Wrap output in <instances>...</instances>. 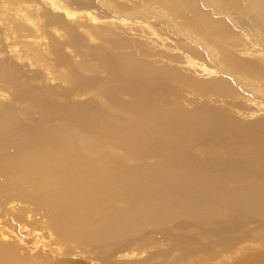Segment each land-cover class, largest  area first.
Listing matches in <instances>:
<instances>
[{
  "label": "rangeland",
  "instance_id": "rangeland-1",
  "mask_svg": "<svg viewBox=\"0 0 264 264\" xmlns=\"http://www.w3.org/2000/svg\"><path fill=\"white\" fill-rule=\"evenodd\" d=\"M74 1L93 2L91 10L99 22L92 23L85 17L72 22L42 3V19L36 21L39 30L18 17L15 23L20 26L19 33L8 23L0 24V138L5 134L6 141L0 149L3 155L49 138L68 142L82 131L90 133L87 126L94 133L108 128L119 133L127 126L147 132L154 121L163 122L162 127L147 137L137 134V138L126 140L131 148L114 152L112 161L119 163L122 171L118 170L114 176L117 180L113 179L115 202L111 208L108 203L101 208L99 198V207L90 198L85 206L81 204L83 212L90 211L91 202V207L103 210L97 219H88L102 225L100 233L85 228L83 244L59 245L48 207L8 197L0 199V227L6 233L9 230V235L0 242L18 255L31 258L28 264H195V258L203 256L201 250L209 249L217 258L208 264H257L256 255L264 254L262 92L253 96L234 84L231 92L209 93L203 86L229 79L212 73L218 69L201 50L195 51L198 56L193 52L195 47L185 51L188 41L166 32L156 22L155 27L162 28L160 39L139 25H109L110 19L97 0ZM226 1L230 11L238 12L247 22L257 20L255 24L264 29V0ZM112 2L128 5L133 11L144 8L140 0ZM198 5L195 0L190 5L192 11L196 8L197 16L207 17V22L216 26L212 30L216 29V34L218 31L217 38L214 33L216 40L231 36L229 41L224 39L225 50L264 66L259 46L240 52L244 44L250 46L248 33L231 25L224 14L215 16L208 7ZM153 6L149 10L157 9ZM93 26L98 27L97 31L109 32L94 40L85 34ZM26 43L37 47H33L34 56L24 47ZM230 43H238L237 48ZM133 60L137 67L132 65ZM67 70L69 78L65 81L61 77ZM188 82L195 84L194 89L186 87ZM255 83L264 87V80ZM97 92L101 97L95 95ZM120 137L116 135L115 140ZM132 142L133 147L137 145L134 149ZM100 185L97 192L105 201V190ZM19 214L24 215L22 221L17 220ZM236 240H243L242 245H235ZM219 244H226L230 250L223 253L217 248Z\"/></svg>",
  "mask_w": 264,
  "mask_h": 264
},
{
  "label": "bare ground",
  "instance_id": "bare-ground-1",
  "mask_svg": "<svg viewBox=\"0 0 264 264\" xmlns=\"http://www.w3.org/2000/svg\"><path fill=\"white\" fill-rule=\"evenodd\" d=\"M73 1L72 0H32L30 3V1H26V0H8V1L7 0L6 1L1 0L0 1V24L8 23V25L13 26L12 29L15 32H17L20 29V26H17L15 23L16 20H18L17 19V17H18V18H20V19L22 18L23 20L28 22L31 25L32 29L33 28L38 29V24L36 23V21L42 19L40 17V12H41L40 6H42V3L44 4L43 6H46V5L49 6L51 11L56 12V13H61L62 16L64 18H66V20H70V21L74 22V21L79 20V19L81 20L82 18L85 17V20L87 19L88 21H90L92 23L97 24L99 22V19L97 18L96 15H94V13L91 10L93 8V7H91L93 2L91 4L90 2L86 3L83 1H74V2ZM140 1H142V5H144L143 6L144 8L142 7L143 9L133 11L132 9H134V8L131 9L128 7V5H123L122 3L121 4H119V3L114 4L112 2V0H97L98 4L104 8L105 14L107 13L105 15L106 18L110 19L109 25L119 23L120 25L129 27V28H131L132 25H137V26L139 25V27L143 28V30L148 32V33L147 32H145V33L149 34L152 37H156L158 39H160V37H161L160 31H162L161 27H163V28H165L166 32H169L170 34L175 35L178 38H182L180 40H186L190 43L189 45H187V47L185 46L186 47L185 51H193V48L195 47L196 49L193 51L195 53V56H198L199 52L198 53L195 52L198 49L201 50L202 52H204L207 55L208 59L213 61L214 65L218 69V70H213L212 73L218 72L219 74L223 75L225 78L229 79V80H227L229 82H224V81H226V79L225 80L223 79L224 81H221V82H224V86L222 85L223 87L222 86L220 87L221 82L208 83V85L203 86V89L208 90L209 93H212V90L217 91L221 94L228 93V92H231L232 86L234 84H236V85L240 86L241 91H244V93L249 92V94L255 96L256 93L260 91L262 93H260L259 96L264 97V87L257 85L255 83V82L258 83L261 80H264V66H262L263 64L260 65L256 61L242 60V59L238 58L236 55L232 56V54L230 53L229 50H225L226 48L224 49L222 46L225 44L224 39L225 40L228 39V41H229L230 40L229 37H231V36L228 35V38H227V35H224V37L221 40L220 39L216 40L215 37L216 36L219 37L218 31H217V34L215 33L216 29H215V31L212 32L213 28H215L216 26L213 27L212 24L208 23L206 20L207 17L206 18L201 17L202 15L197 16L196 14H199V11L196 8L192 11V8L190 5L193 4V2L195 0H140ZM196 1L202 7H205V8L208 7L210 9L209 11H212L214 14H216L215 16H217V14H221V13L224 14L225 17L230 18L228 20L230 21L231 25L235 26V28H237L239 30L241 29V31H243V33H245V34L248 33L247 38H248V40H250L249 41L250 46H246V44H244V48L242 50H240L241 53H247L248 49H250L249 47H253V46L257 45V46H259L258 52L260 50H262V52L260 53L261 55L258 53H257V55L264 56V29H262L261 25H260L261 26L260 27V26L255 24L256 22H258L257 20H256V22H254L253 18H251L254 23L245 21L244 18L243 19L241 18V16L239 15L238 12H232V10L230 11V8L228 7V3L226 0H196ZM153 5L154 6L156 5L157 9L153 8V11L149 10V8ZM31 7H33V9H31L33 13H31V11H30ZM238 8H237V10H238ZM203 12H204V10H203ZM203 12H201V13H203ZM10 13L12 15L11 18H10ZM241 13H243V12H241ZM248 13H249V11H248ZM232 15H234L235 17H232ZM243 15H244V13H243ZM256 16L258 17V15H255V17ZM248 19H249V17H248ZM151 20L153 21V23L150 22ZM17 22L19 23V21H17ZM155 22L159 23L162 26L159 27L157 25V27H155V25H156V24H154ZM211 22L216 23L212 20H211ZM218 23H220V22H218ZM23 24H24V22H23ZM14 25H16V26L14 27ZM28 27H30V26L28 25ZM225 27H227V29H225V30H228V26H225ZM97 28L98 27H96V26L90 27L88 30L85 31V34L88 35V37L95 40V38H97V36L99 37V34H101L103 32H105V33L109 32L106 29H105V31H101V30L97 31ZM4 29H6V28H4ZM30 30H31V28H30ZM32 31H30V32H32ZM55 31H57V30H55ZM15 32H13V33H15ZM19 32L20 31H18V33ZM222 32H221V34H222ZM214 33L216 34L215 37H214ZM228 33H229V31H228ZM255 35H257V36H255ZM33 36H35V35H33ZM16 41H17V39H16ZM228 41H227V43H229ZM11 42L12 41H10L8 43L10 44ZM14 42H15V40H14ZM237 44L236 43H232V44L230 43L228 45L232 46L236 49ZM24 47L28 50V52H30V54L32 56H34L36 49L33 47H36V46L32 47L26 43V45H24ZM12 51H15V50H12ZM255 58H256V56H255ZM192 60L193 59L190 58V56H189L188 62L190 64L192 63ZM262 60L264 61V58H262ZM38 63H39V61H38ZM133 63H134V65L136 64L135 60H133L132 65H133ZM64 72H65V70L63 71V73ZM66 72H68V70ZM59 75H62V73ZM64 75H62V77L61 76L60 77L63 78V80L66 79L65 81H67V78H69V72L66 74L67 76L66 75L64 76ZM234 76H237L238 78L234 77ZM190 81H192V80H190ZM217 83L219 84V86ZM186 85H187L186 87H189V89L192 90V89H194L195 84L193 82L192 83L188 82V84H186ZM95 95L101 97V95L98 94V92L95 93ZM150 97H151V95H150ZM152 97H154V96H152ZM150 101H151V99H150ZM159 105H161V104L159 103ZM152 106H153V104H152ZM152 106H150V107H152ZM157 109H158V107H157ZM155 110L153 109V111H155ZM162 110H163V108H162ZM162 110H161V112H162ZM158 112H160V111H158ZM134 113L136 115V112H134ZM158 115H159V113H158ZM149 116H152V115L150 114ZM153 116H154V114H153ZM156 117H157V115H156ZM159 117L161 118V116H159ZM129 119H130V117H129ZM157 119H159V118H157ZM133 120H135V119H133ZM99 121L101 122V120H99ZM103 122H102V124H103ZM162 123L163 122L157 123L154 121L152 126H150V130H148L147 132H143L142 130H140L142 132H138L136 129H134L130 126L129 127L127 126L124 129L125 131H119V133L116 131H112L113 130L112 128H108L107 130H104V127H103V130L105 132L102 133L101 132L102 129L101 130L99 129L98 131H96L94 133V129L90 130V128H88L90 126H87V128L86 127L85 128L89 129L88 131L90 133H88V132L83 133V131H82L81 134H79L77 137L75 136L74 139H72V137H71L70 141H68V142H64V143L62 142L61 143V140H62L61 137H60V139H61L60 141H57L59 139L58 137H57L58 139L56 137H54V139H56V140H52L49 138V140H45V141H41V142L37 141L38 143H32L34 141H31V142H29L30 144L32 143V146L30 145L31 147H27L23 150L14 149L13 153L8 152L6 155H3L4 153L0 150V199L1 198L7 199L8 197H10L11 199H14V198L18 197V198H22L23 200H26V201L32 203V205L34 204L36 206L48 207L49 208V219H50V222L52 224L51 228L58 237L57 243L59 245H63V246L73 245V244L76 246L79 244H83L81 239L84 238L82 236H85L84 230L87 229V230H89L88 232H92V231L97 232V233L101 232L100 227H102V225H97L96 222L88 221V219L92 218V217L97 219L102 214V212H103V210L101 209V208H103V207H101L102 204H103V206H106L107 205L106 203H108V207L110 205L109 208H111V205H113L115 202V194H113L114 193V183H113L114 181H113V179H115L114 178L115 174L119 172L118 170L122 171V168H121V166L118 165L119 163L116 164L115 162L112 161L113 157L115 156V155H113L114 152L118 151L120 149L124 150V149L131 148V146L130 147L128 146L130 144L126 140L137 138V134H145L146 137H147L146 134H150V133L154 134L156 131H159L160 127H162V125H161ZM94 124H96V123L94 122ZM132 125H134V123ZM97 126H99V125L97 124ZM108 126H110V125H108ZM108 126H106V128ZM121 127H123V126L121 125ZM135 128H136V126H135ZM92 130H93L94 134L91 133ZM144 130H145V128H144ZM70 133H71V131H70ZM65 134H66V132H65ZM114 134H116L117 136L121 135V137L118 138V140H120V139H122V141L125 140V142L123 141V143H122L123 145L119 144L118 140H115L116 135H114ZM3 135H5V134H2L1 138H0V140H4L3 142L0 143V149H2L4 147V143L6 142L5 139H3L4 138ZM93 136H95V137H93ZM148 137H149V135H148ZM44 138H46V136ZM44 138H42V139H44ZM24 143H26V142H24ZM135 143L136 142L134 141V144ZM132 144H133V142L131 143V145ZM136 146H134V147L136 148ZM134 147L132 145L133 149H134ZM143 147L144 146L139 147V149H143ZM137 151H139V150H137ZM128 152H130V151H128ZM131 154H133V153H131ZM129 155H130V153H129ZM125 156H127V155H125ZM130 156H132V155H130ZM124 172H125V170L123 171V174H124ZM124 176H125V174H124ZM129 177H130V173H129ZM131 177H132V175H131ZM115 180H117V178ZM116 182H118V181H116ZM99 183L102 184V185H100L101 187L100 186L99 187L102 188V190L103 189L105 190V197H104L105 201H103V199H102L103 197L101 196V194H99L97 192V187H98ZM96 193H97L98 197L94 196V195H96ZM99 195H100V197H99ZM89 198H90V200H93L92 202H95V205L97 207L100 206L101 208H96V206L91 207L92 206V202H91V204H90L91 206L89 205L90 211L86 210L85 212H83V210L81 208L83 205L81 206V204L84 203V206H85L86 205L85 202L88 203ZM98 198H99L100 203H101L100 205L97 202ZM126 202L127 201L125 200V203ZM0 205H1V202H0ZM31 210H33V209H31ZM107 210H109V209H107ZM23 216H24L23 214H19L17 216V220L22 221ZM147 219H148V217H147ZM150 219H148V220H150ZM123 226H125V225H123ZM233 228H234V226H233ZM12 229H13V227H12ZM8 231L6 233L2 229V227H0V240L4 241L5 239L8 238V235H9ZM92 235H93V233H92ZM99 236H100V234H99ZM163 237H165V236H163ZM183 239H184V237H183ZM86 240H84V241H86ZM187 240L189 241L192 239L187 238ZM236 241L237 242L235 243V245L236 244L239 245L243 242V240H236ZM250 241H252V239ZM47 245H50V244L48 243ZM33 247H35V246H33ZM217 248L219 250L221 249L223 251V253H226L230 250L229 246H227L226 244H219V247L217 246ZM202 249L204 250V248H202ZM31 252H32V250H31ZM52 252H54V250ZM201 253L203 254V256H197L196 255L197 253L195 254L197 256L195 258L197 260V263H195V264H208V262H210L211 260H215L217 258L216 254H214V250H210V249L206 250V251L201 250ZM62 254H64V253H62ZM127 254H124V255L128 256ZM224 256H226V255H224ZM129 257H131V256H129ZM255 258L257 259V264H264V254H257ZM30 259L31 258H29V257L27 258L25 256L18 255L17 252L11 246L5 245V244L0 242V264H28ZM65 263L66 262H54L52 264H65Z\"/></svg>",
  "mask_w": 264,
  "mask_h": 264
}]
</instances>
